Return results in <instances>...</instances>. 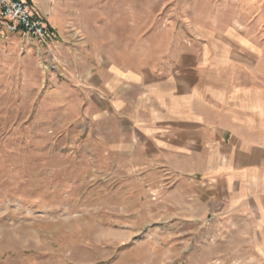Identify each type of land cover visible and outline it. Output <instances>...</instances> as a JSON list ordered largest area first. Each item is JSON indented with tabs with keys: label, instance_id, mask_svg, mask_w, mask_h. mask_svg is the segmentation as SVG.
I'll return each mask as SVG.
<instances>
[{
	"label": "rangeland",
	"instance_id": "rangeland-1",
	"mask_svg": "<svg viewBox=\"0 0 264 264\" xmlns=\"http://www.w3.org/2000/svg\"><path fill=\"white\" fill-rule=\"evenodd\" d=\"M263 1L52 0L53 43L0 40V264H264L247 226L178 220L165 170L106 157L82 86L95 55L152 65L170 38L240 36Z\"/></svg>",
	"mask_w": 264,
	"mask_h": 264
},
{
	"label": "crops",
	"instance_id": "crops-1",
	"mask_svg": "<svg viewBox=\"0 0 264 264\" xmlns=\"http://www.w3.org/2000/svg\"><path fill=\"white\" fill-rule=\"evenodd\" d=\"M27 1L50 14L52 0ZM248 8L254 18L240 36L170 38L152 65L95 55L82 86L90 124L116 143L106 157L119 151L139 172L162 168L170 206L185 209L178 220L247 226L240 235L264 252V37L246 33L264 30V1Z\"/></svg>",
	"mask_w": 264,
	"mask_h": 264
},
{
	"label": "built area",
	"instance_id": "built-area-1",
	"mask_svg": "<svg viewBox=\"0 0 264 264\" xmlns=\"http://www.w3.org/2000/svg\"><path fill=\"white\" fill-rule=\"evenodd\" d=\"M7 34L30 36L42 45L53 43L44 16L27 0H0V40Z\"/></svg>",
	"mask_w": 264,
	"mask_h": 264
}]
</instances>
